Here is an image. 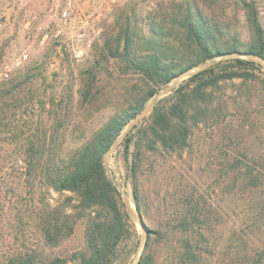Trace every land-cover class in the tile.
Masks as SVG:
<instances>
[{"label":"trees","instance_id":"1","mask_svg":"<svg viewBox=\"0 0 264 264\" xmlns=\"http://www.w3.org/2000/svg\"><path fill=\"white\" fill-rule=\"evenodd\" d=\"M204 1L155 0L143 13L130 2L116 10L114 21L103 32L99 57L81 80L79 101L95 109L87 110L91 114L106 105L109 92L100 88L98 76L102 67L110 73L105 63H113L123 77L120 84L128 82V75L135 78L128 89L123 88V107L69 152L66 96L60 97L58 107L48 108L43 118L26 115L28 106L36 103L32 81L25 83L19 77L0 80V189L31 191L26 201L14 206L15 211L5 210V217L13 214L17 231H25V223L37 228L43 249L73 234L77 222L85 223L84 247L73 250L68 258L43 256V249L22 243L0 264L132 262L141 234L106 174L104 153L125 124L186 68L224 52L264 56V28L255 0H236L244 12L247 42L241 40L227 15L225 0ZM215 2L221 8L212 9ZM255 69L262 71V66L243 58L214 62L158 99L121 142L132 202L143 219L149 217L151 206L140 177L153 155L186 162L193 169L199 164L195 138L202 124L208 125L207 139L237 140L249 135L242 124L233 123L234 116L246 113V99L241 95L232 100L224 95L214 97V92L235 79L255 80ZM236 149L241 153L234 146L221 162L228 166L222 184L231 189L232 198L243 199L244 204L231 206L223 219V211L209 202L200 190L206 187L197 182L194 173L180 184L183 171L172 172L179 183L168 194L169 200L159 204L164 215L147 225L135 264H264V153L246 149L238 156ZM40 186L71 192L76 201L72 202L71 195L65 203L39 206L35 191Z\"/></svg>","mask_w":264,"mask_h":264},{"label":"rangeland","instance_id":"2","mask_svg":"<svg viewBox=\"0 0 264 264\" xmlns=\"http://www.w3.org/2000/svg\"><path fill=\"white\" fill-rule=\"evenodd\" d=\"M67 1L0 0V80L19 77L25 83L32 81L36 103L33 107L28 106L26 115L35 114L43 118L48 108L58 107L60 97L66 96L64 102L68 105L67 150L69 152L72 147L82 142L114 112L123 107L125 90L130 86L131 79L135 78L131 75L126 76L128 82H123L124 85H122L119 80L123 77H119L120 73L112 67L113 63H105V66L111 70L110 73L102 67L98 76L101 78L100 88L103 92H109L106 105H102L91 114L87 110L95 109H89L80 103L77 90L81 87V80L87 75L91 62L99 57L98 49L102 43L105 28L114 21L116 10L121 6L132 2L136 4L137 11L143 13L155 0H72L73 13L64 22L60 12ZM225 1L228 3L225 5L227 15L231 18L233 26L239 30L241 40L247 42L250 38L243 10L236 0ZM255 1L264 28V0ZM204 2L208 3V0ZM220 5L215 2L211 8L216 9V6L220 7ZM58 27L62 30L59 36L55 35ZM220 59L222 58L216 61ZM253 72L256 76L255 80L235 79L233 82L223 84L214 92V97L224 95L232 100L234 96L241 95L246 99L245 105L249 106L246 113L234 116L233 123L242 124L248 130V136L246 134L237 140H220L218 136L207 139L208 125L202 124L195 138L199 164L197 163L193 169L186 162H173L154 155L149 161L152 162V168L149 162L146 163L148 165L144 167L140 177L151 206L149 217L144 219L146 225H150L152 219L164 215V209L159 208V204L164 199L169 200L168 194L179 183L175 175H172V172L178 170L184 173L180 184H184V180L189 177L191 179L190 174L194 173L197 182L203 183L206 187V190L204 188L200 190L205 192L209 202L216 207L219 206L223 211V219L228 216L231 206L244 204L243 199L232 198L229 193L231 189H228L225 183L222 184V178L228 166L221 165V162L231 154L234 146H239L241 153L246 149L249 152L252 150L257 155L264 153V67L262 71L255 69ZM73 114L79 115L73 116ZM235 152L236 155L242 156L238 149ZM108 165L111 174L131 197L128 161L123 155L122 148L118 147L111 153ZM5 176L8 177L7 174ZM13 178H17L16 174ZM71 195L73 196L68 191L58 193L42 186L35 191L39 206L46 202L50 205L65 203V198ZM30 196V189L20 190V193L16 190L0 189V260H3L9 252L20 248L22 243H29L37 249H43L37 228L25 223L22 224L25 231H17L13 214L8 213L5 217L4 213L5 210L6 213L15 211L14 206L16 204L18 206L26 201L25 197ZM75 201L74 197L72 202ZM135 225L141 234L140 227L137 223ZM84 228V221L77 222L73 234L56 246L45 247L42 255L52 254L68 258L73 250L84 247Z\"/></svg>","mask_w":264,"mask_h":264},{"label":"water","instance_id":"3","mask_svg":"<svg viewBox=\"0 0 264 264\" xmlns=\"http://www.w3.org/2000/svg\"><path fill=\"white\" fill-rule=\"evenodd\" d=\"M218 58H243L246 60L253 61L262 67H264V56L254 54V53H248L244 51H235V52H224L220 53L218 55H215L208 59L205 62H201L198 64H195L191 67L186 68L183 70L181 73L177 74L174 79L167 85L164 89L159 91L133 118H131L125 126L121 129L119 134L116 136L112 144L109 146L108 150L104 153L103 155V162H104V167L106 170V174L109 178V180L116 186L118 191L122 195V201H123V206L130 217L132 221L138 224L141 230V238L140 242L138 245V248L136 250V253L133 257V261L131 264H135L137 260L140 257L142 248L144 246L145 242V237L147 234V225L143 219V216L140 211L137 210L135 204L132 206L131 205V197L128 194V192L124 189L122 184L111 174L109 170V157L112 152H114L121 144V142L124 140V138L131 132V130L137 125L139 122H141L151 111L152 107L154 106L155 102L160 99L161 97L169 94L170 92L173 91V89L184 79L188 78L189 76L193 75L194 73L205 69L206 67L210 66L213 64ZM134 203V202H133Z\"/></svg>","mask_w":264,"mask_h":264},{"label":"built area","instance_id":"4","mask_svg":"<svg viewBox=\"0 0 264 264\" xmlns=\"http://www.w3.org/2000/svg\"><path fill=\"white\" fill-rule=\"evenodd\" d=\"M73 10H74L73 2H72V0H68V1L66 2V6H65V7L61 10V12H60V17H61V19H62L64 22H66L67 19H69L70 16H71V14L73 13ZM61 33H62L61 28H59V27L56 28L55 35L59 36V35H61ZM81 35H83V34H81ZM4 74L7 75L6 72H4Z\"/></svg>","mask_w":264,"mask_h":264},{"label":"bare ground","instance_id":"5","mask_svg":"<svg viewBox=\"0 0 264 264\" xmlns=\"http://www.w3.org/2000/svg\"><path fill=\"white\" fill-rule=\"evenodd\" d=\"M131 205L133 206L134 204L131 202Z\"/></svg>","mask_w":264,"mask_h":264}]
</instances>
